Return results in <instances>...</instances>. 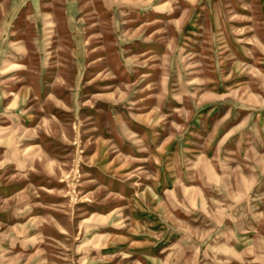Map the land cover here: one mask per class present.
I'll use <instances>...</instances> for the list:
<instances>
[{"label":"rangeland","instance_id":"rangeland-1","mask_svg":"<svg viewBox=\"0 0 264 264\" xmlns=\"http://www.w3.org/2000/svg\"><path fill=\"white\" fill-rule=\"evenodd\" d=\"M0 264H264V0H0Z\"/></svg>","mask_w":264,"mask_h":264}]
</instances>
